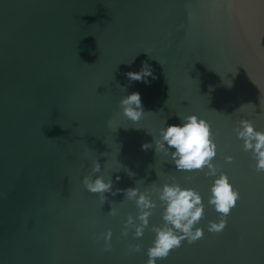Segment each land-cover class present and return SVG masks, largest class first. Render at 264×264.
I'll use <instances>...</instances> for the list:
<instances>
[{
    "label": "water",
    "instance_id": "obj_1",
    "mask_svg": "<svg viewBox=\"0 0 264 264\" xmlns=\"http://www.w3.org/2000/svg\"><path fill=\"white\" fill-rule=\"evenodd\" d=\"M145 61L156 78L129 80ZM136 91L153 112L138 123L120 106ZM190 114L210 122L213 163L240 193L219 233L208 231L221 218L208 203L216 177L155 152L165 121ZM242 119L264 131V0H0V264H147L165 223L153 183L195 188L205 205L203 237L157 264H264V172L238 138ZM90 174L113 192L148 191L142 237L123 235L129 214L141 223L135 200L106 192L102 203Z\"/></svg>",
    "mask_w": 264,
    "mask_h": 264
},
{
    "label": "clouds",
    "instance_id": "obj_2",
    "mask_svg": "<svg viewBox=\"0 0 264 264\" xmlns=\"http://www.w3.org/2000/svg\"><path fill=\"white\" fill-rule=\"evenodd\" d=\"M126 76L131 81H143L144 83H150L147 77L156 78L147 61L143 63L140 71H129ZM120 106L123 115L134 123H138L146 113H153L151 111L145 112L141 94L138 91L124 96L120 100ZM181 120L182 123L171 125H167L165 121L166 127L159 129V138H154L155 152L156 154L159 152H163L165 155L170 154L172 162L175 163L176 169L179 171H203L207 167L209 171L206 175L216 177L211 187V197L208 203L214 205L215 210L221 214V218L219 222L210 221L208 231L219 233L225 229L227 217L237 204L240 196L239 190L230 182L229 176L213 163V158L217 155L218 145L213 138L210 122L200 118L197 114L181 117ZM239 124L240 127L236 131L238 138L244 142V150L252 152L253 158L257 161L255 164L256 171L264 172V131L257 130L254 123L248 119L240 120ZM152 147L153 143L145 142L142 144V149L145 151ZM102 155H106V152ZM233 159L234 157L231 155L226 157L228 162H232ZM121 168H124L129 176L135 175L123 165ZM100 171L101 164L97 159L93 162L92 174ZM218 172L220 174L216 175ZM92 174L83 178V184L89 192L101 194L102 203L107 200L104 195L106 192H112V195H116L117 192H124L127 199L135 200L140 210L138 219L141 223H135L136 218L129 214L125 221L123 235L127 236L129 228L135 227V236L137 238L142 237L145 228L149 225L152 209L156 207V202L150 198L148 191L142 192L138 187H129L127 189L117 188L113 192L111 178L105 180L102 175L93 178ZM116 179L119 180L120 177L117 176ZM153 189L158 192L160 201L166 205L163 213L165 223L162 227L157 225L152 227L156 237L153 246L148 249L147 264H157V259H166L171 250L181 246L182 241L187 240L189 244H193L204 235V228L196 227L203 218L205 211V205L199 191L192 187H183L180 183H165L162 188L153 183ZM109 214L116 215L117 209L111 207ZM111 238L112 230L109 229L104 236L106 251L112 247ZM129 248L139 252L141 245H129Z\"/></svg>",
    "mask_w": 264,
    "mask_h": 264
}]
</instances>
